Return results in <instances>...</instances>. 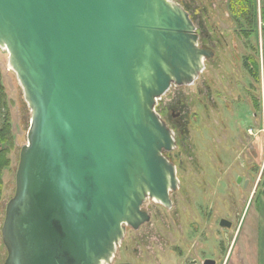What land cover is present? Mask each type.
I'll list each match as a JSON object with an SVG mask.
<instances>
[{"label": "water", "instance_id": "95a60500", "mask_svg": "<svg viewBox=\"0 0 264 264\" xmlns=\"http://www.w3.org/2000/svg\"><path fill=\"white\" fill-rule=\"evenodd\" d=\"M0 49L31 112L4 264H113L147 201L171 209L180 188L157 101L214 53L176 0H0Z\"/></svg>", "mask_w": 264, "mask_h": 264}, {"label": "rangeland", "instance_id": "374dc122", "mask_svg": "<svg viewBox=\"0 0 264 264\" xmlns=\"http://www.w3.org/2000/svg\"><path fill=\"white\" fill-rule=\"evenodd\" d=\"M176 1L196 18L208 19L207 24L197 26L199 46H211L215 55L206 61L193 86H173L157 103L159 115L181 102L188 119H195L182 138L183 150L171 159L178 167L181 186L171 195V209L147 201L143 210L149 212L150 222L137 231L128 228L113 264H204L206 260L264 264V33L260 22L264 0H253L259 17L255 29L232 21L234 0ZM247 60L259 64L260 83L248 73ZM7 61V51L0 49V86L4 90L0 125L9 122L10 130V142L0 146V151L9 150L0 195V264L7 258L1 233L5 209L15 194L20 150L27 144L31 121L22 88ZM247 89L261 99L260 131L252 130L250 135L243 130L242 141H232V149L226 119L231 121L232 133L238 131L235 125L240 119L254 123ZM237 99L241 108L227 115L228 107L236 109ZM238 177L241 185H237ZM244 180H249L247 189ZM221 219L231 222V228L220 227Z\"/></svg>", "mask_w": 264, "mask_h": 264}, {"label": "flooded vegetation", "instance_id": "af4514ba", "mask_svg": "<svg viewBox=\"0 0 264 264\" xmlns=\"http://www.w3.org/2000/svg\"><path fill=\"white\" fill-rule=\"evenodd\" d=\"M242 1H245V0H242ZM233 2H236V0H234ZM233 2H231V4ZM185 9L187 10V8H185ZM187 11L189 12L190 17L193 20V22H194V24H195V26L197 28V34H198L199 29H198L197 26H201L202 24H207V20L208 19L204 20V19H201V18H196L195 13H193L192 11H189V10H187ZM248 15L249 16H245L243 14L240 17H237L233 13L232 21L234 23H236L237 25H239V24H253L254 20H253V18L251 16V13L248 14ZM200 38H201V36L199 35V41H200ZM202 48L212 51L211 46H209L207 44L202 45ZM214 55H215V53H214ZM247 93L251 97V105H250L251 109H250V111L252 110L251 111V117L253 118L254 123L251 125L250 121L246 122L245 120L240 119L238 122H236L237 124L235 125L236 128L238 129V131L236 133H232L234 131L231 130V121H230L229 118L226 119L227 124H225V126L227 127V133L229 135V138L233 137L232 138L233 140H231V141L229 140V143H228V145L231 146V147H232V141H234L235 144H238V143H240L242 141L241 139L244 136L243 134H244L245 130H246V132H250V135H253V131L255 133L260 131V130H258L259 129V123H257V122H258V111H260V109H261V99H257V96L255 95V93H253V91H251L249 89H247ZM237 102L238 103L235 104V108L236 109H234V107H232L233 110H231L232 108L231 109L229 107L227 108V111H229V114H227V115L232 116L233 113H235V111H237V110H239L241 108V103H240L241 101L239 99H237ZM231 106H233V105H231ZM160 116H161L162 120L167 124V126L175 132L176 148H175V150L173 152H171V153H169L167 155L170 158V160H171L172 157H174L173 154L175 152H180V151L183 150L182 145H180L181 141L183 140L182 138L186 134H188V131H189L188 127L190 126L189 124L191 123V121L193 122L195 119H193V120H191V119L189 120L188 119V114L185 113L184 105L181 102H179L178 105L176 107L172 108V109H166L165 108V110L162 111V114ZM236 128H235V130H237ZM233 147H232V149H234ZM176 168H177V175H178V167H177V165H176ZM239 179H240V182L238 183ZM236 182H237V185H241L242 178L238 177ZM242 185H243L244 189H247L248 186H249V180H244ZM180 186H181V181H180ZM231 226H232V223H231Z\"/></svg>", "mask_w": 264, "mask_h": 264}, {"label": "trees", "instance_id": "16d2710c", "mask_svg": "<svg viewBox=\"0 0 264 264\" xmlns=\"http://www.w3.org/2000/svg\"><path fill=\"white\" fill-rule=\"evenodd\" d=\"M236 7L234 8L233 13L237 16L240 17L242 15V13L247 16L248 13H251V16L254 20L253 24H247L250 28H257L258 26V12H257V8H256V3L253 0H236ZM260 22L263 26V33H264V5L261 9V14H260ZM241 25V24H239ZM244 34H249V32H244ZM245 67L247 68L248 73L251 75V77L253 78V80H255L256 82H259V64L255 61H250L247 60V62H245ZM3 88L0 86V97L3 98ZM4 99V98H3ZM5 105L3 104V107ZM9 122H6L3 125H0V146L3 145H8V143L10 142V139L8 138L9 136ZM8 147L2 149L0 151V195H1V191H2V174H3V170L8 166V162H7V155L9 154V150H7Z\"/></svg>", "mask_w": 264, "mask_h": 264}]
</instances>
